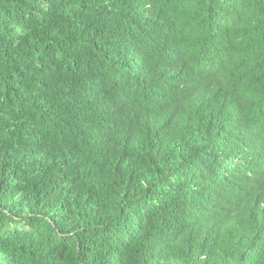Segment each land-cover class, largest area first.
Masks as SVG:
<instances>
[{"label": "trees", "instance_id": "16d2710c", "mask_svg": "<svg viewBox=\"0 0 264 264\" xmlns=\"http://www.w3.org/2000/svg\"><path fill=\"white\" fill-rule=\"evenodd\" d=\"M0 264H264V0H0Z\"/></svg>", "mask_w": 264, "mask_h": 264}]
</instances>
